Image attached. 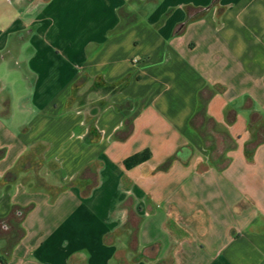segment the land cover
Here are the masks:
<instances>
[{
	"label": "crops",
	"instance_id": "0c3cea01",
	"mask_svg": "<svg viewBox=\"0 0 264 264\" xmlns=\"http://www.w3.org/2000/svg\"><path fill=\"white\" fill-rule=\"evenodd\" d=\"M1 220L0 264H264V0L0 5Z\"/></svg>",
	"mask_w": 264,
	"mask_h": 264
},
{
	"label": "trees",
	"instance_id": "16d2710c",
	"mask_svg": "<svg viewBox=\"0 0 264 264\" xmlns=\"http://www.w3.org/2000/svg\"><path fill=\"white\" fill-rule=\"evenodd\" d=\"M192 16V14H190ZM124 21H127V17H124ZM127 81L123 80L118 84L108 85L101 80L90 79L86 76L81 77L74 87V93L70 97L67 103L68 111L77 110L86 114L87 119V127L88 130H91L94 127V124L97 120L99 113L110 105L111 99L123 91L126 86ZM203 93V92H202ZM202 93H200V98L202 97ZM203 115V108L200 104L192 123L197 120V118ZM149 158L148 152H144L140 155H135L128 158L124 162L125 168L129 169L138 164L145 162ZM31 209V207H27L24 209L21 208H13L11 211V216L15 215V213L20 212V217L18 220H21L25 214ZM3 221L1 220L0 223ZM20 233L19 230L16 232Z\"/></svg>",
	"mask_w": 264,
	"mask_h": 264
},
{
	"label": "rangeland",
	"instance_id": "374dc122",
	"mask_svg": "<svg viewBox=\"0 0 264 264\" xmlns=\"http://www.w3.org/2000/svg\"><path fill=\"white\" fill-rule=\"evenodd\" d=\"M37 0H0V5L2 7L5 6H11L13 9L17 8H24L30 6L32 3L36 2ZM41 2H44L46 0H39ZM17 62L14 59L11 60V63Z\"/></svg>",
	"mask_w": 264,
	"mask_h": 264
},
{
	"label": "water",
	"instance_id": "95a60500",
	"mask_svg": "<svg viewBox=\"0 0 264 264\" xmlns=\"http://www.w3.org/2000/svg\"><path fill=\"white\" fill-rule=\"evenodd\" d=\"M182 157H186L188 155L187 151H182V153H180Z\"/></svg>",
	"mask_w": 264,
	"mask_h": 264
}]
</instances>
